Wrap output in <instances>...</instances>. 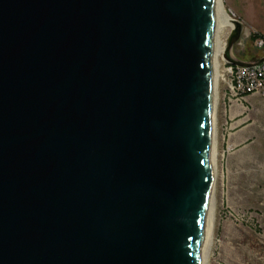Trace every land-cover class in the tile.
<instances>
[{
    "label": "water",
    "instance_id": "obj_1",
    "mask_svg": "<svg viewBox=\"0 0 264 264\" xmlns=\"http://www.w3.org/2000/svg\"><path fill=\"white\" fill-rule=\"evenodd\" d=\"M213 3L0 0V264H200Z\"/></svg>",
    "mask_w": 264,
    "mask_h": 264
},
{
    "label": "rangeland",
    "instance_id": "obj_2",
    "mask_svg": "<svg viewBox=\"0 0 264 264\" xmlns=\"http://www.w3.org/2000/svg\"><path fill=\"white\" fill-rule=\"evenodd\" d=\"M222 2L227 14L244 26L234 56L257 59L264 49L256 50L251 36H264V0ZM229 33L228 27L224 42ZM218 61L221 74L224 61ZM215 93L214 216L207 264H264V98L254 94L238 104L231 125L227 117L234 106L229 107L223 97L221 79ZM234 133L243 140L228 149Z\"/></svg>",
    "mask_w": 264,
    "mask_h": 264
},
{
    "label": "built area",
    "instance_id": "obj_3",
    "mask_svg": "<svg viewBox=\"0 0 264 264\" xmlns=\"http://www.w3.org/2000/svg\"><path fill=\"white\" fill-rule=\"evenodd\" d=\"M254 46L264 49V39L256 38ZM221 82L224 85L223 97L229 107L241 104L254 94L264 98V61L251 67L231 66L223 62Z\"/></svg>",
    "mask_w": 264,
    "mask_h": 264
},
{
    "label": "bare ground",
    "instance_id": "obj_4",
    "mask_svg": "<svg viewBox=\"0 0 264 264\" xmlns=\"http://www.w3.org/2000/svg\"><path fill=\"white\" fill-rule=\"evenodd\" d=\"M213 15H214V64H213V102H214V109H213V120H212V131H211V144H210V151H211V167H212V177H211V209H210V220L208 222V231L207 236L205 239V243L202 249L200 264H207L210 250H211V243H212V231H213V216H214V204H213V175H214V145H215V103H216V88L218 86L219 80L221 79V74L218 72L219 69V59L222 58L223 60V53L225 48V42L223 41V36L225 30L229 27L231 30L232 18L227 14L225 11L224 5L222 0H214L213 3Z\"/></svg>",
    "mask_w": 264,
    "mask_h": 264
},
{
    "label": "crops",
    "instance_id": "obj_5",
    "mask_svg": "<svg viewBox=\"0 0 264 264\" xmlns=\"http://www.w3.org/2000/svg\"><path fill=\"white\" fill-rule=\"evenodd\" d=\"M255 49L256 50H260V49H257L256 47H255ZM263 56H264V53L262 55H260L257 59H260ZM242 61H246V60H242ZM237 116H238V105H234V107L232 108V110H230V112H229V117H227L228 121L231 122V125H232V121L234 119H236ZM241 140H243L242 136L238 135L237 133L232 134L231 137H230V139H229L228 145H227L228 149L229 148L230 149H233V148L237 147L239 145V143L241 142Z\"/></svg>",
    "mask_w": 264,
    "mask_h": 264
},
{
    "label": "trees",
    "instance_id": "obj_6",
    "mask_svg": "<svg viewBox=\"0 0 264 264\" xmlns=\"http://www.w3.org/2000/svg\"><path fill=\"white\" fill-rule=\"evenodd\" d=\"M256 38H263L264 39V36L258 34V33H254L252 36H251V39L252 40H255Z\"/></svg>",
    "mask_w": 264,
    "mask_h": 264
}]
</instances>
